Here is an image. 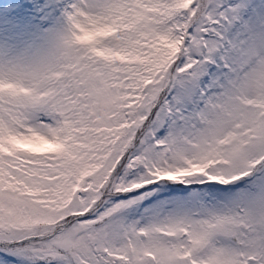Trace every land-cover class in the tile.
<instances>
[{
    "label": "snow or ice",
    "instance_id": "6c2138e0",
    "mask_svg": "<svg viewBox=\"0 0 264 264\" xmlns=\"http://www.w3.org/2000/svg\"><path fill=\"white\" fill-rule=\"evenodd\" d=\"M0 264H264V0H0Z\"/></svg>",
    "mask_w": 264,
    "mask_h": 264
}]
</instances>
